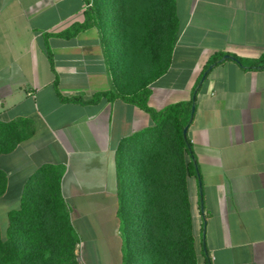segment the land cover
I'll list each match as a JSON object with an SVG mask.
<instances>
[{
	"label": "crops",
	"instance_id": "1",
	"mask_svg": "<svg viewBox=\"0 0 264 264\" xmlns=\"http://www.w3.org/2000/svg\"><path fill=\"white\" fill-rule=\"evenodd\" d=\"M86 5L0 0V144L13 143L0 155L7 179L0 209L8 220L33 178L47 166L60 167L61 194L83 249L97 239L120 261L118 154L151 121L122 99L91 103L117 90L101 33L92 28L73 39L59 36L85 21ZM176 5L179 40L170 69L150 87L149 106L160 111L190 102L199 85L187 133L204 203L202 213L199 182L191 179L197 239L204 215L212 264H264V69L223 59L200 81L220 53L247 66L264 57V0ZM198 264H206L202 255Z\"/></svg>",
	"mask_w": 264,
	"mask_h": 264
},
{
	"label": "trees",
	"instance_id": "2",
	"mask_svg": "<svg viewBox=\"0 0 264 264\" xmlns=\"http://www.w3.org/2000/svg\"><path fill=\"white\" fill-rule=\"evenodd\" d=\"M86 3L92 6L85 10V21L59 36L73 39L92 28L101 33L117 90L99 93L91 103L122 99L147 113L151 121L118 154L122 263L198 264L202 255L206 264H212L204 239H197L190 180L201 182V174L192 143L184 134L199 85L190 102L160 111L149 106L150 87L170 69L179 40L176 0ZM226 56H213L200 81ZM231 60L245 69H264V57L248 66L236 56ZM8 142L0 144V155L13 150ZM62 175L60 167H45L33 178L20 208L9 212L5 232L0 228V264H80L81 239L61 194ZM6 189L7 179L0 171V197ZM202 201L203 193L199 205L204 207ZM205 223L203 215L202 233Z\"/></svg>",
	"mask_w": 264,
	"mask_h": 264
},
{
	"label": "rangeland",
	"instance_id": "3",
	"mask_svg": "<svg viewBox=\"0 0 264 264\" xmlns=\"http://www.w3.org/2000/svg\"><path fill=\"white\" fill-rule=\"evenodd\" d=\"M90 2L91 4L93 3V1H90ZM6 226H7V217L5 215V209L1 208L0 209V228L3 232H5ZM204 233H205V229L202 233L203 239H204ZM105 234L109 235L108 232ZM120 238L122 240L121 233H120ZM95 240L96 241L94 243H91L87 240L85 250L83 249L84 244L79 245L77 254H78V258H79L78 260L80 264H123L122 260L119 261V259L117 258V253L116 254L112 253L113 249H107L102 245H100L101 246L100 247L99 244L101 242H98L97 239Z\"/></svg>",
	"mask_w": 264,
	"mask_h": 264
},
{
	"label": "water",
	"instance_id": "4",
	"mask_svg": "<svg viewBox=\"0 0 264 264\" xmlns=\"http://www.w3.org/2000/svg\"><path fill=\"white\" fill-rule=\"evenodd\" d=\"M227 59H231V57L230 56H226L224 58V60H227ZM203 80H204V78H203ZM203 80H202V82H203ZM194 112H195V106H193V108H192V115L194 114ZM187 133H188V128H186L185 131H184L185 135H187ZM199 186H200V194L202 195L201 182H199ZM201 203L203 204V201ZM201 212L204 213V207L203 206H201ZM204 239H205V233H204Z\"/></svg>",
	"mask_w": 264,
	"mask_h": 264
},
{
	"label": "built area",
	"instance_id": "5",
	"mask_svg": "<svg viewBox=\"0 0 264 264\" xmlns=\"http://www.w3.org/2000/svg\"><path fill=\"white\" fill-rule=\"evenodd\" d=\"M91 6H92L91 4H87L86 7H85V10L91 8Z\"/></svg>",
	"mask_w": 264,
	"mask_h": 264
}]
</instances>
